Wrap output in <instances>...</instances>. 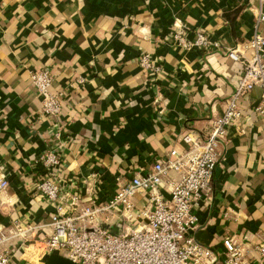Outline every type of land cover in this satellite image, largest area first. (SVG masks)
I'll return each instance as SVG.
<instances>
[{"label": "crops", "instance_id": "0c3cea01", "mask_svg": "<svg viewBox=\"0 0 264 264\" xmlns=\"http://www.w3.org/2000/svg\"><path fill=\"white\" fill-rule=\"evenodd\" d=\"M259 8L258 0H0V179L7 180L0 225L12 231L17 218L30 238L51 234L54 208L36 184L44 171L38 156L57 129L66 140L56 174L62 186L85 195L97 180L103 196L116 191L118 177L129 180L172 149L184 151L188 130L206 134L243 65L222 50L182 48L173 24L202 29L251 57L249 41L256 30L264 35ZM144 53L158 69L143 68ZM43 68L62 96L56 116L42 111L32 84L31 72ZM261 94L255 86L240 99L239 126L220 141V161L196 209L201 242L220 253L223 238L233 236L258 256L252 264H264L256 248L264 240V117L254 109ZM147 198L137 192V210ZM30 247L16 246L15 264H44L42 248L34 254Z\"/></svg>", "mask_w": 264, "mask_h": 264}, {"label": "built area", "instance_id": "2783aa9c", "mask_svg": "<svg viewBox=\"0 0 264 264\" xmlns=\"http://www.w3.org/2000/svg\"><path fill=\"white\" fill-rule=\"evenodd\" d=\"M258 2L257 25L264 24L261 8L264 0ZM173 27L172 40L182 48L222 50L241 61L242 72L223 113L211 119L206 134L192 130L184 133L182 138L188 144L184 151L172 149L150 170L138 171L129 180L118 177L116 191L104 196L97 180L92 181L85 195L62 186L56 174L66 140L57 129L52 142L38 156L44 171L37 174L36 184V191L54 208L50 214L52 232L40 240L30 238V226L17 218L12 231L0 225V264H15L17 248L32 243L42 248L43 255L57 250L83 264H252L259 260L254 251L246 250L233 236L223 238L220 253L201 242L196 236L199 226L196 209L220 161V141L231 126H239L243 115L239 101L255 86L262 88V94L254 109L264 117V35L256 30L248 43L254 55L245 57L237 48L223 46L202 29L191 31L178 22ZM139 62L147 71L158 69L150 53L142 54ZM31 80L42 98V111L49 116L61 114L62 96L50 90L54 80L51 71L35 70L31 72ZM6 186L3 175L0 187ZM162 188L169 190V196L163 194ZM139 190L147 192L148 198L137 210L134 197ZM117 221L120 228L114 234L111 230ZM256 248L264 257V240Z\"/></svg>", "mask_w": 264, "mask_h": 264}, {"label": "water", "instance_id": "95a60500", "mask_svg": "<svg viewBox=\"0 0 264 264\" xmlns=\"http://www.w3.org/2000/svg\"><path fill=\"white\" fill-rule=\"evenodd\" d=\"M119 228L120 222L117 221L112 226V233L116 234L119 231ZM43 262L44 264H83L60 254L57 250H53L52 252L45 254Z\"/></svg>", "mask_w": 264, "mask_h": 264}, {"label": "rangeland", "instance_id": "374dc122", "mask_svg": "<svg viewBox=\"0 0 264 264\" xmlns=\"http://www.w3.org/2000/svg\"><path fill=\"white\" fill-rule=\"evenodd\" d=\"M30 248L32 250L31 252H33L34 254H35V252H37L39 250L38 248H36L34 246H31Z\"/></svg>", "mask_w": 264, "mask_h": 264}]
</instances>
